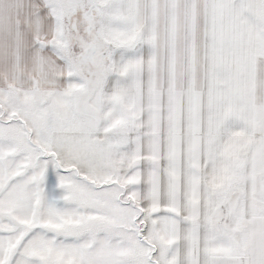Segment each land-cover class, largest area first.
Listing matches in <instances>:
<instances>
[{"label":"snow or ice","instance_id":"obj_1","mask_svg":"<svg viewBox=\"0 0 264 264\" xmlns=\"http://www.w3.org/2000/svg\"><path fill=\"white\" fill-rule=\"evenodd\" d=\"M0 264H264V0H0Z\"/></svg>","mask_w":264,"mask_h":264}]
</instances>
